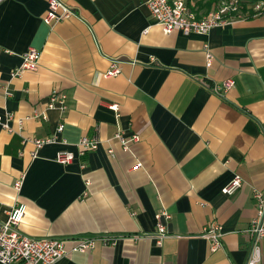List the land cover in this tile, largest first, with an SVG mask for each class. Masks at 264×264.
I'll return each mask as SVG.
<instances>
[{
	"label": "crops",
	"instance_id": "crops-1",
	"mask_svg": "<svg viewBox=\"0 0 264 264\" xmlns=\"http://www.w3.org/2000/svg\"><path fill=\"white\" fill-rule=\"evenodd\" d=\"M61 1L72 14L47 24L48 0H0V219L24 203L23 233L64 240L68 253L52 264H246L252 190L264 188V15L165 33L145 0ZM185 2L203 15L220 0ZM29 47L37 68L12 75ZM112 59L120 73L105 77ZM54 90L66 94L63 111L47 105ZM117 130L139 140L123 147ZM85 135L96 149L55 161ZM235 174L241 186L223 193ZM212 221L223 229L216 250L200 235ZM80 237L94 245L71 250Z\"/></svg>",
	"mask_w": 264,
	"mask_h": 264
},
{
	"label": "built area",
	"instance_id": "built-area-1",
	"mask_svg": "<svg viewBox=\"0 0 264 264\" xmlns=\"http://www.w3.org/2000/svg\"><path fill=\"white\" fill-rule=\"evenodd\" d=\"M154 22L161 26L165 33L173 30L181 31L184 34L207 33L211 28L223 25L226 22L235 19L246 18L247 16L264 15V0L250 2L247 0H220L219 4L207 11L203 15H197L190 9L185 0H145ZM72 14L71 9L61 0H48L43 21L47 24L57 22ZM206 64L209 65L212 60V54L204 44ZM40 58V50L29 47L22 54V61L18 67L12 71V75H18L27 69H36ZM110 67L103 73V76L110 77L120 73V59H112ZM234 85L233 79L222 81V87L229 89ZM66 94L54 90L47 99V105L59 104L63 111L66 108ZM109 107L116 110L115 104ZM0 123L8 128L6 121ZM63 124H59L55 133L51 136L35 138V146L41 147L45 143L54 142L56 133L60 132ZM123 147H128L130 143L139 140V135L132 133L125 135L123 131L117 130L113 134ZM98 139L93 136H81L76 143V151L61 149L55 153V161L60 164L72 162L77 156H84L90 150L97 148ZM112 153L111 149H108ZM135 166H140L136 163ZM242 184V178L235 174L222 187L221 191L225 194H233ZM21 185V178L14 182V187L18 189ZM252 198L256 214L251 218L246 232L251 239V246L246 264H258L262 256L261 241L264 240V188L252 190ZM26 205L24 203L14 204L4 219H0V262L4 264H52L56 260L64 257L68 251L65 243L59 237H33L23 233L19 229V224L24 217ZM156 233L155 242L161 244L162 239L168 235L163 219L168 217L166 211H160L156 214ZM208 240L211 250H216L221 246V237L223 235L222 226L214 221L205 225L200 234ZM103 243H113L114 237H101ZM95 242V237H80L71 247V250L87 251Z\"/></svg>",
	"mask_w": 264,
	"mask_h": 264
},
{
	"label": "trees",
	"instance_id": "trees-1",
	"mask_svg": "<svg viewBox=\"0 0 264 264\" xmlns=\"http://www.w3.org/2000/svg\"><path fill=\"white\" fill-rule=\"evenodd\" d=\"M247 1L255 2V1H257V0H247ZM199 81H200L201 83H203L204 85H207V86H210V87H211L210 82L207 81L206 79L201 78V79H199Z\"/></svg>",
	"mask_w": 264,
	"mask_h": 264
}]
</instances>
